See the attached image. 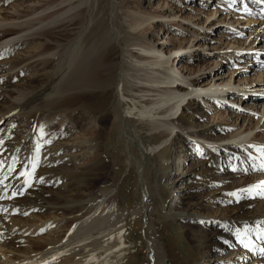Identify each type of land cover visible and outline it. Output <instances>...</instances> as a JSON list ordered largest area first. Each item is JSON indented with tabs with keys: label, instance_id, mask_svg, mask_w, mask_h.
<instances>
[{
	"label": "bare ground",
	"instance_id": "bare-ground-1",
	"mask_svg": "<svg viewBox=\"0 0 264 264\" xmlns=\"http://www.w3.org/2000/svg\"><path fill=\"white\" fill-rule=\"evenodd\" d=\"M58 1L14 0L6 12L2 13L3 7H0V14L5 19H24L38 10L55 6ZM84 1L87 0L78 2L83 5ZM94 1L96 8L90 5L76 13V17L82 16V31L80 29L78 37L71 39L67 48L52 50L51 42L59 46L61 39L47 35L48 40L28 57L18 53L11 61H6L4 69L18 70L13 75L22 69L30 72L25 74L23 83L10 84L11 87L1 84L5 70L0 66V123L4 112H15L20 120L24 115L31 117L40 112L63 117L82 112V156L85 159L81 171L70 167L66 174L62 173L60 163H67L68 154L78 146L59 141L40 152L41 164L29 187L25 179L31 162L37 158L36 147L41 143L37 134H31L33 144L27 163L8 184L10 178L6 180V176L13 166V152L22 142L12 144V149L3 147V136H0V264H203V259H207V264H223V248L209 240L208 247L218 251L212 249L211 257L206 256L204 244L182 225V218L194 213L178 209L181 206L178 197L181 198L169 187L171 147H193L197 155L212 161L213 171L218 176L224 181H233L234 176L229 171L234 164L224 167L227 160L222 162L221 154L235 163L237 155L248 149L246 143L264 144V136L250 139L247 135L241 136L246 129L203 126L200 122L202 102L193 101L192 95L204 93L205 102L217 98L240 101L244 109L250 111L262 108L263 116L264 97L248 94L244 89L257 80V86L264 90V73L256 75L255 79L228 75L227 79L217 81L215 74L189 77L192 73L184 71L192 67L182 65L178 74L174 64L180 58L177 51L181 47H171L168 55L164 46L152 45L144 36L151 20L164 14L139 13L141 0H110L108 14L99 16L103 12L101 0ZM74 7L71 3L56 12L24 20L13 28H3L0 41L5 44L19 37L45 36L44 32L35 30L54 23L59 11L67 14ZM119 7L125 9L122 15L118 13ZM168 16L178 15L170 13ZM185 19L191 20L190 17ZM68 25L74 27L76 23ZM65 27H59L63 28L64 42L70 38ZM206 38L200 46L207 45ZM122 41L136 42L137 50L128 51V58L119 45H124ZM251 44L249 47L253 48ZM228 46L241 47L235 43ZM49 60L57 62L51 72L37 67ZM25 86L28 91L24 93ZM29 92L30 96L26 97ZM22 106H25L24 111H21ZM176 128L188 132V139L183 142L179 136L168 143ZM233 139L238 143L229 142ZM222 141L226 143L219 145ZM109 168L111 178L106 177ZM81 172L82 179L77 183ZM50 181L61 184L53 186ZM51 186L56 187L57 193ZM15 192L23 193L22 200L9 198V194ZM231 193L237 198H246V202L237 205L238 209L245 205L253 208L254 204L256 209L250 211H254V215L242 217H225L219 208L212 214L219 212L229 220L226 222L229 228L240 229L242 235L248 234L250 238L242 244L243 251L238 246L239 249L233 248L226 257L237 256L240 261L251 254L256 259L260 252L252 248V241L264 243V202L259 200V194L264 191L247 192L237 181ZM37 211L47 215H36ZM11 212L31 214L24 220ZM223 244L231 248L228 234L224 235Z\"/></svg>",
	"mask_w": 264,
	"mask_h": 264
},
{
	"label": "rangeland",
	"instance_id": "rangeland-1",
	"mask_svg": "<svg viewBox=\"0 0 264 264\" xmlns=\"http://www.w3.org/2000/svg\"><path fill=\"white\" fill-rule=\"evenodd\" d=\"M12 1L14 0H0V7H3L2 13L9 10ZM78 1L79 0H63L61 3L59 0L55 6L42 11L38 10L24 17V19L22 18L23 20L5 19V17L0 14V30H2L3 28H13L24 20H33L39 16L56 12L71 3L75 6L67 14H62L63 11H59L55 14L54 23L44 26L41 25L35 30L37 33L40 31L44 32L46 34L45 36L42 34V36L19 37L13 42L11 41L5 44H2L3 40L0 41V44H2L0 46V51L4 50V52H0V66L4 69L6 61H11V58L18 53H21L23 57H28L30 52L37 50L41 44L48 40L47 35L61 39L59 46L56 45L58 43L51 42L52 50H58L63 46L67 48L71 39L78 37L79 33L82 31V16L80 18L76 17L78 10L80 11L82 7L85 8L90 5H95L94 8H96L97 5L94 0H87L88 2L84 1L83 5ZM109 1L110 0L100 1L103 12H101L99 16L108 14V8H110ZM254 1H258V3H253L249 0H245V4L243 0H141L137 11L139 13L158 12L164 14L163 17H156L151 20L149 29L145 31L144 36L152 45L158 47L164 46V50L167 54L168 49L171 47H181L177 51L179 54L178 57L180 58H178L174 64V71H178V74L182 70V65H189L192 69L184 71L186 74L192 73L189 77H198L201 74H215L218 78L217 81L227 79L229 77L228 75L235 76L236 78L247 77L248 79H255L254 77L264 73V0ZM116 2L118 1L116 0ZM123 11H125V9L118 8L119 14L122 15ZM170 13L178 16L169 17L168 15H170ZM187 17H190L191 20L185 19ZM79 19L81 21L80 23L78 22ZM34 21L36 22V20ZM69 23H76V25L72 27L68 25ZM60 26H66L65 28L68 29L70 38H66V42L62 40L65 38L61 34L63 28L59 29ZM80 29L81 31L79 32ZM205 38L208 42L207 45L200 46L199 44H201ZM198 39H201V41H198ZM250 42H252L251 45L254 46L253 48L249 47ZM135 43L136 42H123V46L119 43L122 50L125 51V58L127 57L126 54L128 51L137 50L136 45H134ZM231 43L241 45V47H235V49H233V47L228 46ZM180 63L182 64L180 65ZM52 66L57 67L56 60L42 65L40 64L37 67L44 71L51 72L50 69ZM4 70L5 72H3L1 76V84H4L6 87L23 83L22 79H25V74L27 76L30 73H25L22 69L17 75H13L18 70L11 71L6 68ZM208 80H210V78H208ZM252 84H250V87L248 86V88L244 89L245 92L248 94L257 93L260 97H264V90H261L257 86L259 82L254 80ZM226 89L229 88L226 87ZM26 90L27 88L25 86L23 92L25 93ZM30 93L31 92H29L26 97H28V95L30 96ZM204 95V93L192 95V97H194L193 101L202 102V106L200 107V122L203 126L213 127L214 125H220L222 127L234 129L235 131H244L246 129L241 136L247 135L250 139L253 136V138L264 136V115L261 116L262 108L258 111L257 109L256 111H250L244 109L240 101L236 102V100L233 101V99L227 100L217 98L214 101L205 102L203 101ZM24 107L25 106H22L23 110L21 111H24ZM4 113L6 114L2 115L3 120L0 123V133L2 134H0V136H3L1 146L11 148L13 146L12 144L15 145L17 142H22L20 146L16 148L15 152H13V166L6 176V180L10 178L8 184L11 183L12 180L14 181L17 173L24 164L27 163L33 144L32 138L29 137L31 134H37L39 142L41 143L36 147L37 158L35 161L31 162V166L28 170V176L26 177L28 183L32 182L37 176V170L41 164L40 152L55 144L57 145L59 141L76 144L78 146L72 148L73 151L70 152L71 155L68 154L67 158L69 160L67 163L64 164V161L60 163V165L63 166L61 168L62 173L66 174L71 169L70 167L78 171L82 170V166L85 163V159L82 156V112L67 117L61 115L53 116L48 112H43L42 114V112H40L36 116L32 114L31 117L24 115L21 120L15 116V112ZM179 136L182 137V140H186L189 134L188 132H183L180 128H176L173 132V136H171L172 139H168V143H171L174 141L175 137L177 138ZM185 140H183V142ZM229 142L238 143V141L234 139ZM225 143L224 141L218 142L219 145ZM246 145H248V149L241 155H237L235 163H232L233 160L226 159L224 154H221L220 160H222V162L227 160L226 163H223L224 167L234 164L229 171L231 175L234 176L231 179L233 181L228 182L224 181L221 176H218L217 173L213 171L214 164L212 161L209 160V158L207 159V157L197 155L193 147L189 145H185L184 147L177 145L175 147L172 146L173 148L171 147L172 163L168 174L171 175L172 180L169 182V187L171 191H174L175 195L181 198L179 199L178 197V202L181 204L178 209L194 213L192 216L182 218V225L194 235L196 239L204 244L203 252L206 256L211 257L212 249L214 250V248L208 247L207 242L209 240L214 241L213 245H216V247L223 248V260L225 261L223 264H261L262 260H264V253L261 251L264 249V243L257 244V241L256 243L252 241V248L260 252L259 256L256 255V259H254L251 254H248L247 258L240 261H238L239 258L237 256L234 258L233 255L232 257H226L233 248L239 249L240 247L243 251L241 247L242 244H245L250 238L248 234L242 235L240 229L235 230L233 226L229 228L226 225V222H229V220L225 217L227 215L240 217L247 214L252 215L256 209L255 204L253 208H247L246 205L244 208L242 207V209L237 208L238 204L246 202V198L240 199V197L237 198L232 195L231 189L233 184L239 181V183L244 185L247 192L259 194L261 191H264V183H262L264 182V144L246 143ZM178 152L180 153L179 158ZM178 165H180V169H177ZM58 172L60 171L58 170ZM106 177H112L110 168ZM257 178H260V180L258 181ZM81 179L82 172L79 174V179L76 180V182L79 183ZM49 184L59 186L61 183L50 181ZM53 186H51L50 189L55 190V193H57L56 187ZM1 187L0 183V189ZM57 190L59 191L60 189ZM16 192L14 194L10 193L9 198L22 200L23 194L20 192L16 194ZM47 195L48 197L52 196L49 192ZM259 200L264 202V193L259 194ZM176 206L178 205L176 204ZM218 208L220 212L225 214V217H222V214L219 215V212L215 216L212 215ZM231 209H234L236 212L233 213ZM252 209L254 211L250 213ZM30 214L19 215L11 212V215H16L18 218L23 217L24 220H27L26 218H28ZM36 215L46 216L47 214L43 211H37ZM252 233L254 236L255 232ZM225 234H228L230 238L232 243L230 244L231 248H226V244H223V237ZM201 235L204 237H201ZM34 236L36 237L37 234ZM215 251L218 250H214V252ZM231 258H233L232 262ZM201 262L207 264V259H203Z\"/></svg>",
	"mask_w": 264,
	"mask_h": 264
},
{
	"label": "snow or ice",
	"instance_id": "snow-or-ice-1",
	"mask_svg": "<svg viewBox=\"0 0 264 264\" xmlns=\"http://www.w3.org/2000/svg\"><path fill=\"white\" fill-rule=\"evenodd\" d=\"M0 163H2V162H0ZM26 172H27V170H25V173H21V174H20V175H21V178H23V177L25 176ZM25 183H26V184L28 183V181H27L26 179H25ZM262 183H264V182H262ZM28 186L31 187L30 184H28ZM21 194H23V193H21ZM233 195H234V194H233ZM261 251H262V253H264V249H262Z\"/></svg>",
	"mask_w": 264,
	"mask_h": 264
}]
</instances>
